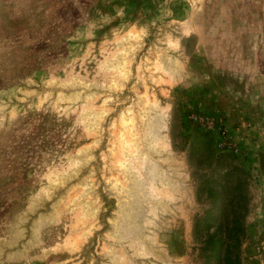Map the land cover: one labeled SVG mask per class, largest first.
Listing matches in <instances>:
<instances>
[{"label": "rangeland", "instance_id": "rangeland-1", "mask_svg": "<svg viewBox=\"0 0 264 264\" xmlns=\"http://www.w3.org/2000/svg\"><path fill=\"white\" fill-rule=\"evenodd\" d=\"M223 155L264 264V0H0V264H200Z\"/></svg>", "mask_w": 264, "mask_h": 264}, {"label": "trees", "instance_id": "trees-1", "mask_svg": "<svg viewBox=\"0 0 264 264\" xmlns=\"http://www.w3.org/2000/svg\"><path fill=\"white\" fill-rule=\"evenodd\" d=\"M226 155L197 181L195 198L206 209L192 220V253L200 264H243L249 196L243 168Z\"/></svg>", "mask_w": 264, "mask_h": 264}]
</instances>
